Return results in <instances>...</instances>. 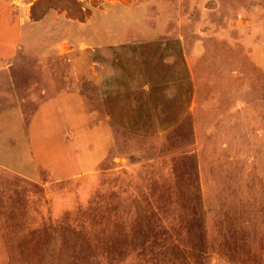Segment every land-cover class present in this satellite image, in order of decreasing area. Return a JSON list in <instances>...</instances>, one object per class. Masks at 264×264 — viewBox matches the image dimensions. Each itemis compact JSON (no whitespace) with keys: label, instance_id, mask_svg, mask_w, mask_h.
<instances>
[{"label":"rangeland","instance_id":"rangeland-1","mask_svg":"<svg viewBox=\"0 0 264 264\" xmlns=\"http://www.w3.org/2000/svg\"><path fill=\"white\" fill-rule=\"evenodd\" d=\"M25 1L0 11L24 67L0 76V264H264V0Z\"/></svg>","mask_w":264,"mask_h":264},{"label":"crops","instance_id":"crops-1","mask_svg":"<svg viewBox=\"0 0 264 264\" xmlns=\"http://www.w3.org/2000/svg\"><path fill=\"white\" fill-rule=\"evenodd\" d=\"M25 0H0V11H3L4 13H5V11L6 10H9V13H10V17L8 18V20H10V22H11V24H18L19 26H20V22L18 21V19H19V16L20 15H16L17 14V12H16V10H23L24 8L26 9L27 8V5H29V4H25ZM16 13V14H15ZM15 14V15H14ZM16 16H17V19H15L16 18ZM1 30V29H0ZM16 39V38H15ZM5 42H9V44H11V41H9V40H6V39H4L3 38V36L2 37H0V76L1 75H5V73H6V71L7 70H9V71H11L10 69H11V67L13 68V69H15V68H18V69H16V70H23L24 69V67H23V64H21V62H20V60H17V59H15V64L14 65H7V63H6V60L5 59H7V56H11L12 54H10V52L8 53V54H6L5 53ZM14 45V44H13ZM15 46V45H14ZM123 46V45H122ZM117 47V46H116ZM123 47H125V46H123ZM122 47V48H123ZM134 47H136V49H135V52L132 54V56L134 55V60H135V62H136V64L138 63V66H140L139 65V63H140V60H141V58H142V55H143V46L142 45H140V43L138 44H134ZM127 48V47H126ZM68 49V48H67ZM93 49H95V54H100L99 53V51L101 50L100 49V47H95V48H93ZM164 49H165V47H164ZM73 50H65L64 52H60V55L58 56L59 58L60 57H62L63 59H65L66 61H67V63H71V60H70V55L73 53L72 52ZM160 51V50H159ZM152 53V51H149V54L150 55H153V53ZM16 54V52L14 53V55ZM79 54V53H78ZM13 55V56H14ZM16 56V55H15ZM132 56H129L128 58H122L123 60H128V59H130ZM56 57V56H55ZM83 57V56H82ZM5 58V59H4ZM57 58V57H56ZM76 59H81L80 58V56H77V57H75ZM121 58V57H120ZM76 59H74V60H76ZM132 59V58H131ZM130 59V60H131ZM56 60L57 59H54V61L56 62ZM96 61H95V63H96V65H95V69L94 70H97L98 69V67H99V69H102V67L103 66H101V63H102V58H100V60L98 61L97 59H95ZM130 60L129 61H126V62H130ZM83 62V60L80 62V63H82ZM105 62V61H104ZM74 63H76V61H74ZM111 63H112V61L111 60H109L107 63H104V68H105V70H104V72H105V74H106V76H107V73H108V76H109V78L107 79V77L106 76H104L105 78H101V75H100V73H101V71H99V70H97V71H99V72H96L95 74H94V76L96 77V74H97V81H96V83H104V84H107V86L106 87H100V89H106V91H107V89H109V95H111L112 94V88L113 87H117V79H115L116 77H117V71L118 70H116V68H114V67H112V65H111ZM160 60L157 58V56L154 54L153 55V65H151L152 67H148V68H146L147 70L148 69H153V67H155V65H157V64H159L160 65ZM81 65V64H80ZM72 66V65H71ZM82 66V65H81ZM137 66V67H138ZM55 67L56 66H52V69H55ZM68 67V66H67ZM131 67V69L133 68V70L134 69H136V70H138V69H141V67L140 68H137L136 66H130ZM10 68V69H9ZM71 69H77V67L76 66H72V68ZM122 69V68H121ZM163 70H166V68H162ZM26 70H27V68H25V72H26ZM23 73L22 72V74L20 73V71H19V73H20V75L22 76L21 77V81H20V83H21V88L19 87V89L20 90H22V87H23V85L25 84V83H23V76H25L28 80H29V82H28V84H27V91H26V94H23L22 93V91H20V92H18L17 94H18V96H17V94H15L16 95V100H18V103H19V105L18 106H16L14 109H13V111H12V114L13 115H17V117H18V119L20 120L21 119V117L22 118H24V119H26V113H25V110L23 109L22 111H21V107H24L23 105L24 104H27V103H30V104H32V105H34L35 103L34 102H32L31 100H29L28 102L27 101H23V96H25V97H30L31 95H33L34 93H36L35 91H34V87H35V82H34V78H35V76H34V74H36L37 72H38V69L37 68H33V67H31V70H30V72L28 73V74H26V73ZM57 72V71H56ZM74 72H75V70H74ZM109 72H110V75H109ZM57 73H59V72H57ZM98 73H99V75H98ZM102 73H103V71H102ZM50 74H51V70H50ZM186 76V75H185ZM183 77H184V75H183ZM182 76H179L178 77V79H177V81H178V83L177 84H180L181 82H182V80H187V82H188V79H187V77H184L183 78ZM3 79H4V77H3ZM5 79H6V77H5ZM8 79V78H7ZM182 79V80H181ZM180 80V81H179ZM185 80V81H186ZM13 81V80H12ZM123 83V81L120 83V85ZM125 84V83H124ZM177 84H175V82L172 84V85H174V87H176L175 85H177ZM99 85H102V84H99ZM98 85V86H99ZM108 85H110L109 87H108ZM189 86V85H188ZM118 88V87H117ZM12 88H7V89H5V90H7V92H8V94L10 95V93H11V91L14 89H12ZM181 91V88H177L176 89V93H173V96H172V101H174V99L175 98H178V94H179V92ZM106 91H105V93L103 94V96L105 97V100L108 98V94L106 93ZM41 93L44 95V94H46V92H45V90H42L41 91ZM99 93V92H98ZM98 93H97V91H96V95H98ZM100 93L102 94V90H100ZM107 94V95H106ZM21 97H22V99H21ZM109 97H112V96H109ZM10 98V97H9ZM164 98H166V96H164ZM101 99V98H100ZM170 99V98H169ZM108 105H109V101H108V99H107V102H106ZM110 107H112L111 106V104H110ZM109 112H112L111 110H109ZM134 113V112H133ZM133 113H132V115H133ZM130 114H131V112H130ZM142 115V114H141ZM4 116H7V112H6V114L4 115ZM111 116V115H110ZM135 118H140V116H139V114L138 113H136V115H135ZM19 122V121H18ZM22 121L20 120V122L19 123H21Z\"/></svg>","mask_w":264,"mask_h":264},{"label":"trees","instance_id":"trees-1","mask_svg":"<svg viewBox=\"0 0 264 264\" xmlns=\"http://www.w3.org/2000/svg\"><path fill=\"white\" fill-rule=\"evenodd\" d=\"M80 51H81V49H80ZM90 59V58H89ZM54 60V59H53ZM88 61V60H87ZM82 63H85L84 61L82 62ZM89 64V63H88ZM83 66V65H82ZM89 67V66H88ZM88 70H89V68H88ZM87 73H89V71H87V72H85L84 70H83V73L82 74H87ZM82 76V75H81Z\"/></svg>","mask_w":264,"mask_h":264}]
</instances>
